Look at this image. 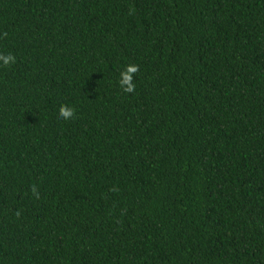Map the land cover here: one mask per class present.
Masks as SVG:
<instances>
[{
    "label": "trees",
    "instance_id": "1",
    "mask_svg": "<svg viewBox=\"0 0 264 264\" xmlns=\"http://www.w3.org/2000/svg\"><path fill=\"white\" fill-rule=\"evenodd\" d=\"M0 53V264H264V0H0Z\"/></svg>",
    "mask_w": 264,
    "mask_h": 264
},
{
    "label": "clouds",
    "instance_id": "2",
    "mask_svg": "<svg viewBox=\"0 0 264 264\" xmlns=\"http://www.w3.org/2000/svg\"><path fill=\"white\" fill-rule=\"evenodd\" d=\"M132 9H130V14ZM4 36H7V33L5 32L3 34ZM0 62L3 63L4 66H9L10 64H14L16 62V58L12 53L4 54L0 53ZM139 71V66L135 64H128L124 70L120 72V78L118 80L119 87L123 90L125 93H132L135 91V84L133 82L134 74ZM59 117L64 120H69L74 117L75 115V109L73 107H70L68 105L61 104L58 110ZM33 195L39 199V192L37 187L34 185L31 189ZM17 215H19V212H17Z\"/></svg>",
    "mask_w": 264,
    "mask_h": 264
}]
</instances>
